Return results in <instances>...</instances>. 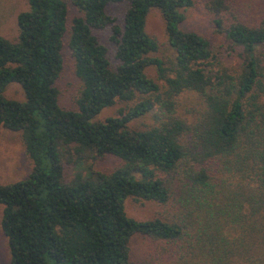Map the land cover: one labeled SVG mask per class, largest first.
Segmentation results:
<instances>
[{
    "label": "trees",
    "instance_id": "trees-1",
    "mask_svg": "<svg viewBox=\"0 0 264 264\" xmlns=\"http://www.w3.org/2000/svg\"><path fill=\"white\" fill-rule=\"evenodd\" d=\"M122 1L119 25L106 7ZM69 2L78 11L69 25L66 0H28L16 17V38L0 35V125L20 132L32 162L25 178L0 184L9 264H150L133 261L134 235L171 241L195 228L201 264H264V72L254 55L264 43V20L225 28L230 44L241 48L231 67L207 38L181 28L194 0ZM152 8L174 51L170 66L150 55L158 48L145 29ZM208 9L222 27L225 0H210ZM103 29L111 30L113 61L95 34ZM65 34L81 83L76 109L59 105L55 85ZM149 66L163 86L147 75ZM10 83L21 87L23 100L4 95ZM186 91L197 103L181 114L177 97ZM117 101L133 104L95 119ZM146 113L150 128L129 127ZM61 144L120 164L67 184ZM129 197L168 205L170 220L127 216ZM228 225L238 233L227 245L220 228Z\"/></svg>",
    "mask_w": 264,
    "mask_h": 264
},
{
    "label": "rangeland",
    "instance_id": "rangeland-1",
    "mask_svg": "<svg viewBox=\"0 0 264 264\" xmlns=\"http://www.w3.org/2000/svg\"><path fill=\"white\" fill-rule=\"evenodd\" d=\"M69 9L68 25L72 17L78 15L77 9L66 0ZM210 0H194V4L185 11V19L181 23L183 30L195 31L210 42L214 52L220 57L222 62L229 66L239 64L238 55L241 53L240 47L230 44L225 34V28L234 21H239L247 25H259L264 20V0H225L226 9L221 12L223 21L222 27H217L213 21L214 16L209 11ZM127 2H116L107 5L106 12L115 20L116 24H121ZM28 8V0H0V35L14 40L17 35V14ZM146 32L153 37L158 48L151 56L160 58L165 66H170L173 61L174 51L169 46L164 20L158 9L152 8L147 14ZM100 42L108 48V56L113 61L114 42L111 40V30H95ZM68 35L64 36V46L62 49L63 69L59 74L55 85L59 91L58 102L62 108L76 109V97L81 83L74 73V61L67 45ZM257 63L264 72V43L257 46L254 52ZM147 75L159 85L163 86L164 81L159 78L155 67L149 66L146 69ZM23 90L17 83H10L4 95L7 98L23 100ZM136 96V100L139 99ZM197 96L191 92H183L177 97L178 111L183 114L185 108L197 103ZM264 100V94L262 96ZM133 101H117L114 105L104 108L96 117V120H103L108 116H116L119 109H127ZM186 114H184L185 116ZM153 124L151 113H146L129 122L132 129H147ZM60 157L63 166V181L67 184L73 182L76 175L86 177L91 171L111 172L119 164L120 160L109 154L97 155L95 150L85 148L76 152L73 146L61 144L59 146ZM32 162L25 153L19 131H12L0 125V184H6L25 178L30 172ZM217 179L221 177L219 172H215ZM228 181L235 183V178ZM230 188H232L230 186ZM3 206L0 204V264H9L10 254L7 238L1 229V217ZM124 209L127 216L137 220H147L155 217L167 220L171 217V208L153 200L137 201L127 198L124 202ZM170 220V219H169ZM195 230H187L180 238L164 241L154 240L140 234H136L130 241L131 255L133 261L137 263L146 262L150 264H201V256L198 247L200 239ZM222 236L226 242L233 240L237 236V230L228 225L220 228ZM233 258V257H230Z\"/></svg>",
    "mask_w": 264,
    "mask_h": 264
}]
</instances>
